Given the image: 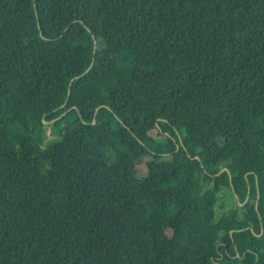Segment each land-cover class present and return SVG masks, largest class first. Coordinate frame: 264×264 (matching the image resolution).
I'll return each instance as SVG.
<instances>
[{
    "label": "trees",
    "instance_id": "trees-1",
    "mask_svg": "<svg viewBox=\"0 0 264 264\" xmlns=\"http://www.w3.org/2000/svg\"><path fill=\"white\" fill-rule=\"evenodd\" d=\"M0 264H264V0H0Z\"/></svg>",
    "mask_w": 264,
    "mask_h": 264
},
{
    "label": "rangeland",
    "instance_id": "rangeland-1",
    "mask_svg": "<svg viewBox=\"0 0 264 264\" xmlns=\"http://www.w3.org/2000/svg\"><path fill=\"white\" fill-rule=\"evenodd\" d=\"M51 134L54 135L53 132H51ZM87 158H88L89 160H93V153H92V152H87ZM138 169H139V172H138V173H139L140 175L144 174L145 171H146L145 165H144L141 161H140V163L138 164ZM144 203H145V199L142 197V198L140 199V204L143 206Z\"/></svg>",
    "mask_w": 264,
    "mask_h": 264
},
{
    "label": "water",
    "instance_id": "water-1",
    "mask_svg": "<svg viewBox=\"0 0 264 264\" xmlns=\"http://www.w3.org/2000/svg\"><path fill=\"white\" fill-rule=\"evenodd\" d=\"M94 53H95V49H94V51H93Z\"/></svg>",
    "mask_w": 264,
    "mask_h": 264
}]
</instances>
